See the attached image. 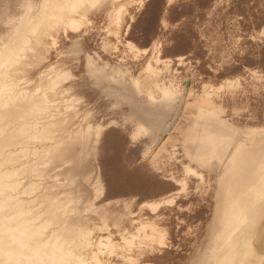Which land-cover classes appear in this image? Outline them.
Instances as JSON below:
<instances>
[{
    "label": "rangeland",
    "instance_id": "374dc122",
    "mask_svg": "<svg viewBox=\"0 0 264 264\" xmlns=\"http://www.w3.org/2000/svg\"><path fill=\"white\" fill-rule=\"evenodd\" d=\"M57 1L0 0V264L264 262V0Z\"/></svg>",
    "mask_w": 264,
    "mask_h": 264
},
{
    "label": "bare ground",
    "instance_id": "6f19581e",
    "mask_svg": "<svg viewBox=\"0 0 264 264\" xmlns=\"http://www.w3.org/2000/svg\"><path fill=\"white\" fill-rule=\"evenodd\" d=\"M28 1V0H27ZM73 0H60L59 2L57 1V3H53V4H55V5H53L54 6V8H53V6L51 7V5H50V7L52 8V9H50V10H48L51 14H53V15H56V16H60V15H62V12H63V10L64 9H71L72 7H73V5L75 4H73V2H72ZM75 2L77 1V0H74ZM26 2V1H25ZM25 2H23L22 4H25ZM28 4V3H27ZM56 4L58 5V6H56ZM62 5V6H61ZM76 5V4H75ZM49 7V8H50ZM56 7V8H55ZM48 8V9H49ZM23 11V10H22ZM37 19V18H36ZM25 22V21H24ZM32 23L34 22V20L33 21H31ZM21 24H24V25H21ZM20 24V26L19 27H17V30H23V28H27V26L25 25L26 23H21ZM28 24V23H27ZM25 26V27H24ZM19 28V29H18ZM19 31V32H20ZM2 42H3V40L1 41V43L0 44H2ZM6 42V41H5ZM4 43V42H3ZM6 45L7 44H5V46H4V44H2L1 45V47H0V50H2L1 48H3L4 49V47H6ZM3 46V47H2ZM5 52V50H3V52H1L2 54ZM6 53V52H5ZM4 55V54H3ZM2 55V56H3ZM5 55H7V54H5ZM1 56V57H2ZM5 59V58H4ZM148 79V78H147ZM165 100V99H164ZM165 101H163V99H161L159 102H157V103H155V104H152V103H148V102H146V107H144L143 109L144 110H142V113H141V115H145L146 116V118H145V120L149 123V129H157L158 128V130H160L161 128H162V126H163V119H162V117H160V114H161V111H163V108H164V106H165ZM156 106H158V107H156ZM159 107H160V109H159ZM161 110V111H160ZM144 117V116H143ZM167 124V123H166ZM212 124H209V126H211ZM214 125V124H213ZM164 127V126H163ZM213 127V126H212ZM204 128H207V127H203V129ZM215 128H217V126L215 125ZM214 127L213 128H210L211 129V131H213L214 129H215ZM220 128V127H219ZM165 129V128H164ZM209 129V130H210ZM221 129H223V128H221ZM162 130V129H161ZM216 131L218 130V129H215ZM214 130V131H215ZM207 131H208V129H207ZM150 136V135H149ZM187 139H189V137L187 138ZM213 138H211L210 140H212ZM215 139H217V138H215ZM210 140H208V139H201V140H199V144H198V151L200 152V153H202V152H205L206 150L204 149H202L201 147H200V142H203V141H205L206 143H210ZM226 139H224V141H225ZM229 140V139H228ZM186 141V140H185ZM213 141V140H212ZM227 141V140H226ZM243 141V140H242ZM189 142V141H188ZM215 143H216V141H214ZM228 142V141H227ZM191 143V142H190ZM222 143V142H221ZM220 143V144H221ZM234 143V142H233ZM213 144V143H212ZM217 144V143H216ZM215 144V145H216ZM223 144V143H222ZM224 145V144H223ZM210 146V145H209ZM222 146V145H221ZM220 146V147H221ZM225 146V145H224ZM210 147H212V146H210ZM223 147V146H222ZM193 148V147H192ZM192 148H190V147H188V149L190 150V152L192 153L191 155H198V153L196 154L195 152L197 151H195V149H197V147L195 148V149H193L194 151H191V149ZM202 150H201V149ZM224 149H225V147H223ZM222 148V149H223ZM227 148V147H226ZM209 149V148H208ZM211 149V148H210ZM215 149V148H214ZM229 150V149H228ZM227 150V151H228ZM238 150V146H236V147H234V148H232V152H231V154H230V157H229V160H228V163H227V167H228V169L227 170H229L230 172H229V175H232V172L234 173L236 170H237V168H238V164H236L235 163V167H234V161H235V159L238 157V155H236L237 153H236V151ZM190 152H188V153H190ZM229 152V151H228ZM206 153V152H205ZM207 153H208V151H207ZM209 153H211V152H209ZM207 156H209L208 154H207ZM237 156V157H236ZM207 158V157H206ZM261 159V158H260ZM263 159V158H262ZM261 159V160H262ZM241 160H244V159H241ZM263 161H264V159H263ZM260 162H262V161H260ZM233 164V165H232ZM263 164V163H262ZM251 169H252V167H251ZM250 171V170H249ZM250 173H251V171L249 172V174L247 175V176H249L250 177ZM264 175V174H263ZM246 181H249L248 180V177H246V176H242V179L238 182V184H242L243 182L245 183ZM262 185L264 186V176H263V179H262ZM248 184V183H247ZM243 185H246V183L245 184H243ZM261 193H263L264 194V188H263V190H262V192ZM246 203V202H245ZM245 203L243 202V204H244V206H246L245 205ZM235 204H237V203H235ZM235 204H231V205H235ZM247 204V203H246ZM230 204H229V206H231ZM249 205V204H248ZM247 205V206H248ZM250 206V205H249ZM231 207H233V206H231ZM252 207V206H251ZM258 207V206H257ZM257 207L256 206H254L253 208H256V210H257ZM259 207H260V205H259ZM262 207V206H261ZM261 207H260V209H261ZM246 207H243V209L244 210H247L248 209V207H247V209H245ZM252 208V209H253ZM250 209V211L252 212V213H254L255 211V209ZM243 210V211H244ZM247 211H249V210H247ZM246 211V212H247ZM231 213V212H230ZM232 214V213H231ZM243 212H242V215H240V217L242 216L243 217ZM249 214V216H250V218H249V216L247 217V215ZM246 214H244V216H245V218H246V222H245V220H243L242 221V223L244 224V223H246V225L243 227V226H241V227H243V229L241 228L240 229V232H241V234H252V231L250 230V229H252L251 228V225H252V223H251V221H250V219H252L251 218V213H246ZM233 215V214H232ZM239 216V215H238ZM256 216V215H255ZM256 217H254V219H255ZM227 219H228V221L227 220H225V222H224V227L222 228V230H223V233L222 234H224L225 233V231L227 230V231H229L230 230V228H231V230H230V232H229V235H228V233H227V235L229 236V238H232L233 236H234V238H235V240H234V238L233 239H230V242H229V240H223V238H221V236H222V234L221 235H219L220 237H219V239L221 238L223 241H224V245L222 244V240H220V241H222V242H220L218 239L216 240V244H215V248L213 249V264H233V263H235L234 261H235V259L236 258H238L239 256H241V258H243V257H246L247 255L248 256H250V254H252V251H253V249H252V247L250 248V245H248V241H246V239H244V240H241L240 241V239L239 238H237V237H239V235H238V232H236L235 233V231H238V227L240 226V224H238L237 223V217L234 219H229V216L227 217ZM238 219H239V217H238ZM253 219V220H254ZM240 220V219H239ZM241 220H242V218H241ZM250 222H249V221ZM248 222V223H247ZM238 224V225H237ZM236 225H237V228H236ZM242 225V224H241ZM237 230H236V229ZM249 231H251V232H249ZM235 233V235H233L232 233ZM240 232H239V234H240ZM249 232V233H248ZM255 232V231H254ZM225 235V234H224ZM233 235V236H232ZM236 235H238V236H236ZM231 236V237H230ZM258 237V236H257ZM224 238H226V236L224 237ZM227 239V238H226ZM252 239V238H251ZM225 241H228L229 243L228 244H226L225 243ZM256 241H257V239H256ZM256 241H255V243H256ZM252 249V250H251ZM263 253V252H262ZM258 255V254H257ZM264 255V254H263ZM263 255H262V257H263ZM256 256V255H255ZM250 258V257H249ZM261 258V257H260ZM264 258V257H263ZM244 259H246V261L248 262V261H250L251 259H252V256H251V258H250V260L249 259H247V258H244ZM259 259V258H258ZM260 261H263V259L262 260H260ZM247 262H245L244 261V264L245 263H247ZM251 262H252V260H251ZM258 262V261H257ZM212 264V263H211ZM242 264H243V262H242ZM259 264H264V262H260Z\"/></svg>",
    "mask_w": 264,
    "mask_h": 264
},
{
    "label": "water",
    "instance_id": "95a60500",
    "mask_svg": "<svg viewBox=\"0 0 264 264\" xmlns=\"http://www.w3.org/2000/svg\"><path fill=\"white\" fill-rule=\"evenodd\" d=\"M143 102H145V103L147 102V97H146V100L143 101ZM132 116H133L132 112H130L128 114V118H129V120H131V122L133 123L134 126H137V124H140V125H143L145 127V129L149 130V123L146 120H144V119H136V120H134V118ZM152 137L153 136L150 135V136H148V139H152Z\"/></svg>",
    "mask_w": 264,
    "mask_h": 264
}]
</instances>
